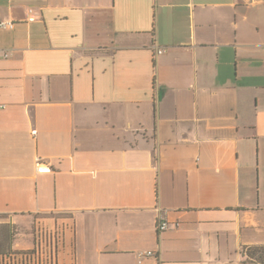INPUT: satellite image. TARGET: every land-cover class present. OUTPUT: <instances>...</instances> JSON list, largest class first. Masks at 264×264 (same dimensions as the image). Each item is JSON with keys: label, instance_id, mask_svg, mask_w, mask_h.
<instances>
[{"label": "crops", "instance_id": "obj_1", "mask_svg": "<svg viewBox=\"0 0 264 264\" xmlns=\"http://www.w3.org/2000/svg\"><path fill=\"white\" fill-rule=\"evenodd\" d=\"M0 20V252L62 223L59 264H258L264 0H0Z\"/></svg>", "mask_w": 264, "mask_h": 264}, {"label": "built area", "instance_id": "obj_2", "mask_svg": "<svg viewBox=\"0 0 264 264\" xmlns=\"http://www.w3.org/2000/svg\"><path fill=\"white\" fill-rule=\"evenodd\" d=\"M37 20L35 8H28V21ZM15 22L13 20H0V28L13 29ZM165 49H158L157 53L161 54ZM39 172H49L50 167L46 164L39 163ZM168 226V222L161 221L157 228L163 230ZM67 224L59 223L53 229L44 225H38L34 233V244L28 248L11 247L4 252H0V264H59V254L61 245L64 246L65 232ZM153 252L148 251L142 255H151Z\"/></svg>", "mask_w": 264, "mask_h": 264}, {"label": "trees", "instance_id": "obj_3", "mask_svg": "<svg viewBox=\"0 0 264 264\" xmlns=\"http://www.w3.org/2000/svg\"><path fill=\"white\" fill-rule=\"evenodd\" d=\"M243 254L249 262L264 264V245L247 247Z\"/></svg>", "mask_w": 264, "mask_h": 264}, {"label": "rangeland", "instance_id": "obj_4", "mask_svg": "<svg viewBox=\"0 0 264 264\" xmlns=\"http://www.w3.org/2000/svg\"><path fill=\"white\" fill-rule=\"evenodd\" d=\"M16 248H19L18 246H16Z\"/></svg>", "mask_w": 264, "mask_h": 264}]
</instances>
